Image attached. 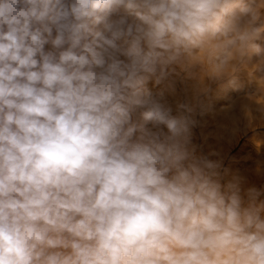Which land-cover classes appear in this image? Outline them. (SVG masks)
<instances>
[{
    "label": "clouds",
    "instance_id": "obj_1",
    "mask_svg": "<svg viewBox=\"0 0 264 264\" xmlns=\"http://www.w3.org/2000/svg\"><path fill=\"white\" fill-rule=\"evenodd\" d=\"M242 72L264 0H0V264H264V192L192 143Z\"/></svg>",
    "mask_w": 264,
    "mask_h": 264
},
{
    "label": "rangeland",
    "instance_id": "obj_2",
    "mask_svg": "<svg viewBox=\"0 0 264 264\" xmlns=\"http://www.w3.org/2000/svg\"><path fill=\"white\" fill-rule=\"evenodd\" d=\"M198 69H193V72ZM173 75L174 92L166 84L146 85L154 95L165 90V99L175 109L178 102L194 103L200 87L195 78L180 72ZM208 95L201 96L203 114L197 113V124L192 129V143L197 155H211L220 160L226 179L238 177L245 188L255 187L264 192V94L246 72H242L234 87L209 85ZM264 199V195L261 197Z\"/></svg>",
    "mask_w": 264,
    "mask_h": 264
}]
</instances>
